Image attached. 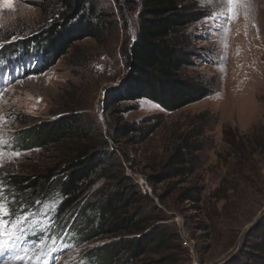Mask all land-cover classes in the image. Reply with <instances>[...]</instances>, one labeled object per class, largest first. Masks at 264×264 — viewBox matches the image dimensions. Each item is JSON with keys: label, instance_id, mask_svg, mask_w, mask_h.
<instances>
[{"label": "rangeland", "instance_id": "obj_1", "mask_svg": "<svg viewBox=\"0 0 264 264\" xmlns=\"http://www.w3.org/2000/svg\"><path fill=\"white\" fill-rule=\"evenodd\" d=\"M39 1L0 3V168L23 174L28 184L50 167L63 168L76 146L87 154L97 150L99 166L69 214L94 202L103 183L131 187L129 218L144 220L146 230H162L164 236L160 245L141 253L121 249L109 264H192L195 258L197 264H251V246L264 242V0H193L205 17L189 27L195 46L191 71L216 89L176 110L145 97L117 100L124 84L108 92L129 72L126 54L141 0H90L100 14L96 38L75 40L43 68L19 74L17 67L38 61L34 48L22 50L21 41L40 26ZM73 113L84 120L90 140L11 149L20 129ZM226 125L250 137L235 136L228 144ZM255 127L262 128L252 135ZM176 148L187 160L183 173L158 176ZM58 202L35 203L38 213L22 217L11 257L0 264H82L96 247L139 235L121 229L80 246L50 237ZM32 231L41 234L22 237ZM250 231L260 241H253Z\"/></svg>", "mask_w": 264, "mask_h": 264}, {"label": "trees", "instance_id": "obj_2", "mask_svg": "<svg viewBox=\"0 0 264 264\" xmlns=\"http://www.w3.org/2000/svg\"><path fill=\"white\" fill-rule=\"evenodd\" d=\"M38 7L42 16L40 26L32 36L21 41L22 50L27 51L31 46L34 48L32 54L38 61L32 66L17 67L21 75L43 68L55 56L62 55L73 41L86 36L96 38L98 35L97 18L100 14L90 0H41ZM204 17L205 14L193 0H141L136 34L131 50L126 54L130 76L117 93V100L133 101L145 97L166 110H176L213 93L215 84L197 78L191 71L195 46L189 27L193 21ZM113 106L114 101L109 102L107 109L110 114ZM82 120L79 114L73 113L22 128L14 134L11 149L27 151L67 139L77 142L90 140ZM119 128L121 133L127 132L125 125ZM260 128L255 127L252 135ZM222 133L228 144L235 136L250 137L240 134L236 126L232 128L226 125ZM96 151L87 154L84 146H76L63 168L54 172L50 167L47 172L37 174L28 184L25 183L29 178L23 174L0 168V187L3 189L0 191V204L8 209L9 220L22 218L26 213L37 214V201L42 204L56 198L59 202L54 209L50 237L80 246L95 237L121 229L139 233L96 247L82 264H109L121 249L130 251V255L141 253L164 240L162 230H146L144 220L133 221V218H129L126 201L132 197L129 196L133 191L131 187H107L103 183L96 188L99 197L94 202L79 210L77 215L69 214L70 207L85 193L87 182L99 166L101 160ZM183 154L182 149L176 148L158 176L181 175V165L187 162ZM36 185L38 189L27 191ZM255 233L250 231L249 236L257 243L260 237ZM40 234L32 231L22 237L29 240ZM49 239L44 241L39 251L48 245ZM251 248L255 256H251L254 260L250 263L255 264L257 259L259 264H264V242L253 244ZM244 257L250 259L249 256Z\"/></svg>", "mask_w": 264, "mask_h": 264}, {"label": "snow or ice", "instance_id": "obj_3", "mask_svg": "<svg viewBox=\"0 0 264 264\" xmlns=\"http://www.w3.org/2000/svg\"><path fill=\"white\" fill-rule=\"evenodd\" d=\"M0 3H3V0H0ZM6 7L11 5L4 4ZM15 39V37L13 38ZM21 153L14 152V157H19ZM0 187V191H2ZM10 215L8 209L4 208L0 204V257H7L10 250L15 247L14 241L16 239L17 233L22 229V226L25 222L26 217L17 218L15 220H9L7 217ZM10 226V228H9ZM19 259V257H17Z\"/></svg>", "mask_w": 264, "mask_h": 264}, {"label": "water", "instance_id": "obj_4", "mask_svg": "<svg viewBox=\"0 0 264 264\" xmlns=\"http://www.w3.org/2000/svg\"><path fill=\"white\" fill-rule=\"evenodd\" d=\"M133 40H134V39H133ZM133 40L131 41L130 47H129V49H128L129 52H130V50H131V45H132V43H133ZM129 76H130V72L127 73V75H126V76L120 81V83H119L116 87L112 88L111 90H108V92H110V91L116 89L117 87H119V86H121L122 84H124L125 82H127V80L129 79ZM225 261H226V260H225ZM225 261H224V262H225ZM224 262H222V263H224Z\"/></svg>", "mask_w": 264, "mask_h": 264}, {"label": "built area", "instance_id": "obj_5", "mask_svg": "<svg viewBox=\"0 0 264 264\" xmlns=\"http://www.w3.org/2000/svg\"><path fill=\"white\" fill-rule=\"evenodd\" d=\"M192 264H197V259L195 258L194 261H192Z\"/></svg>", "mask_w": 264, "mask_h": 264}]
</instances>
